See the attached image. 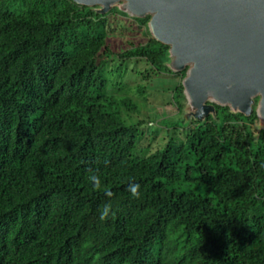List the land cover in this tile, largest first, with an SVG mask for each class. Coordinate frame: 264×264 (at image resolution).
I'll list each match as a JSON object with an SVG mask.
<instances>
[{"label": "trees", "instance_id": "obj_1", "mask_svg": "<svg viewBox=\"0 0 264 264\" xmlns=\"http://www.w3.org/2000/svg\"><path fill=\"white\" fill-rule=\"evenodd\" d=\"M151 19L0 0V264H264L259 98L201 115Z\"/></svg>", "mask_w": 264, "mask_h": 264}, {"label": "water", "instance_id": "obj_2", "mask_svg": "<svg viewBox=\"0 0 264 264\" xmlns=\"http://www.w3.org/2000/svg\"><path fill=\"white\" fill-rule=\"evenodd\" d=\"M72 1L107 10L125 3L132 15H151L156 40L190 67L185 93L201 115L211 100L249 116L259 98L264 117V0Z\"/></svg>", "mask_w": 264, "mask_h": 264}, {"label": "clouds", "instance_id": "obj_3", "mask_svg": "<svg viewBox=\"0 0 264 264\" xmlns=\"http://www.w3.org/2000/svg\"><path fill=\"white\" fill-rule=\"evenodd\" d=\"M102 8V7H101ZM89 180L92 182L96 190H101V181L99 177L95 174H92L89 176ZM127 191L131 193V195L135 198L140 197V185L137 183H130L128 185ZM108 196H111V192H106ZM110 214H112V208L110 204L104 205L103 208L101 209L100 212V219L102 221L106 220L109 218Z\"/></svg>", "mask_w": 264, "mask_h": 264}, {"label": "rangeland", "instance_id": "obj_4", "mask_svg": "<svg viewBox=\"0 0 264 264\" xmlns=\"http://www.w3.org/2000/svg\"><path fill=\"white\" fill-rule=\"evenodd\" d=\"M176 60L178 61V59L176 58ZM190 71V70H189ZM166 81V83H170L169 82V80H165ZM162 89V88H161ZM158 91H159V89H158ZM158 91H156L155 92V94H159V92ZM162 91H164L165 92V94H163L162 93V95H159L158 96V98H156L155 100H153L154 101V104H156V105H158V106H161L160 107V110L162 111V110H164L165 111V115L163 116V118L162 119H164V118H170V117H174L175 115H176V113H177V110H176V108H174V107H171V106H169V105H166V106H164V104L163 103H165V99H164V96H166V89H163ZM153 95H154V93H153ZM178 95L177 94H175L174 95V97H177ZM214 99V98H213ZM163 111V112H164ZM259 116H260V118L263 120L264 119V117H263V115H262V111H261V108H259ZM150 127L152 128V127H156V123H152L151 125H150ZM163 134H161L160 135V140L162 141V138H163ZM159 140V141H160Z\"/></svg>", "mask_w": 264, "mask_h": 264}]
</instances>
